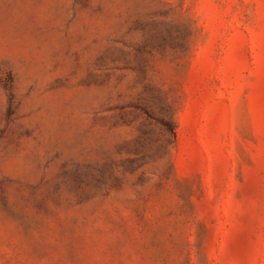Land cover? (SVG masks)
<instances>
[{
    "label": "rangeland",
    "instance_id": "rangeland-1",
    "mask_svg": "<svg viewBox=\"0 0 264 264\" xmlns=\"http://www.w3.org/2000/svg\"><path fill=\"white\" fill-rule=\"evenodd\" d=\"M0 264H264V0H0Z\"/></svg>",
    "mask_w": 264,
    "mask_h": 264
}]
</instances>
